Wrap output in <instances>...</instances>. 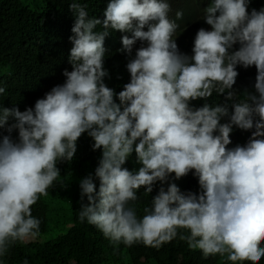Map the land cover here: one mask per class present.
<instances>
[{
    "label": "clouds",
    "instance_id": "1",
    "mask_svg": "<svg viewBox=\"0 0 264 264\" xmlns=\"http://www.w3.org/2000/svg\"><path fill=\"white\" fill-rule=\"evenodd\" d=\"M250 4L211 0L198 17L210 30L178 36L192 20L180 26L184 13L172 18L169 0H110L103 19L72 0V70H64L65 81L34 107L0 108L7 132L0 139V264L14 244L39 238L42 221L31 206L63 184L57 164L74 159L84 133L102 157L79 183L81 223L116 246L159 250L178 238L204 258L219 255L232 264L264 258V7L249 12ZM122 33L131 35L122 36L115 54L131 57L130 82L117 93L105 83V58L109 41L115 39V49ZM177 36L193 45L191 55L179 49ZM237 66L256 67L254 92L234 89ZM214 93L224 102H207ZM234 127L255 130L246 144L229 147ZM133 153L138 170L125 167ZM190 173L198 193L175 182ZM157 185L138 215L131 202L142 186L147 197Z\"/></svg>",
    "mask_w": 264,
    "mask_h": 264
},
{
    "label": "trees",
    "instance_id": "2",
    "mask_svg": "<svg viewBox=\"0 0 264 264\" xmlns=\"http://www.w3.org/2000/svg\"><path fill=\"white\" fill-rule=\"evenodd\" d=\"M72 0H0V87L6 91L0 94V108L19 107L21 111L34 107L39 98H43L55 85L65 81L63 72L72 70L69 54L72 43L69 37L75 17L69 9ZM110 0H81L88 5L90 16L104 18V10ZM172 12L182 10L183 19L177 23L181 26L184 19L188 22L177 33L178 36H196L200 28H211L202 19H198L200 11L206 8L211 0H169ZM264 7V0H251L248 11ZM100 26H98V29ZM147 30V27L145 28ZM122 33L116 45L115 39L109 41V55L105 58V67L109 77L105 83L116 90H123L124 84L130 82V73L126 65L129 56L125 54L124 61L115 54L122 48ZM176 37L182 52L192 54V44H181ZM138 41L133 49L138 48ZM238 50L239 44L234 46ZM238 77L234 89L239 93L245 90L255 91L257 69L255 66L244 68L237 66ZM209 103H223L224 94L219 97L214 93L208 99ZM117 103L119 100L117 98ZM205 103L201 99L196 107ZM225 122V121H222ZM11 123V121H10ZM233 129L230 134L232 143L244 145L248 142L251 132ZM5 129H0V139L6 135ZM15 138L18 131L12 133ZM94 141L84 133L78 138L77 152L72 161L58 162L61 171L60 180L48 189L47 196H41L32 205V214L41 219V232L36 241L26 244L17 242L9 248L4 264H23L25 259L29 264H232L226 257L219 255L204 258L201 250H191L187 243L178 238L163 245L159 250L134 244L127 247L124 244L113 245L95 226L78 219L81 207L80 180L89 174L94 175L102 157V148L93 150ZM141 164L135 162V153L129 158L125 167L138 170ZM174 175V174H173ZM182 191L199 192L198 179L191 173L175 181ZM97 191L99 179L95 180ZM159 185L149 196H143V186L138 192V201L131 202L136 207L138 215H143V208L150 204L152 196L158 192ZM87 203V198H84ZM264 244V242H262ZM236 264H253L251 261L236 262ZM256 264H264L261 258Z\"/></svg>",
    "mask_w": 264,
    "mask_h": 264
},
{
    "label": "bare ground",
    "instance_id": "3",
    "mask_svg": "<svg viewBox=\"0 0 264 264\" xmlns=\"http://www.w3.org/2000/svg\"><path fill=\"white\" fill-rule=\"evenodd\" d=\"M179 49H180V45H178ZM129 59H131V57H128Z\"/></svg>",
    "mask_w": 264,
    "mask_h": 264
}]
</instances>
